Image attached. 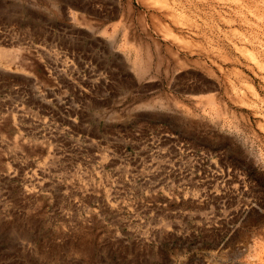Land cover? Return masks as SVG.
<instances>
[{
  "label": "rangeland",
  "instance_id": "rangeland-1",
  "mask_svg": "<svg viewBox=\"0 0 264 264\" xmlns=\"http://www.w3.org/2000/svg\"><path fill=\"white\" fill-rule=\"evenodd\" d=\"M0 264H264V0H0Z\"/></svg>",
  "mask_w": 264,
  "mask_h": 264
},
{
  "label": "bare ground",
  "instance_id": "bare-ground-1",
  "mask_svg": "<svg viewBox=\"0 0 264 264\" xmlns=\"http://www.w3.org/2000/svg\"><path fill=\"white\" fill-rule=\"evenodd\" d=\"M144 68V67H143Z\"/></svg>",
  "mask_w": 264,
  "mask_h": 264
}]
</instances>
